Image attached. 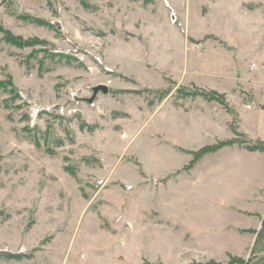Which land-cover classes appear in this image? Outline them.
I'll return each instance as SVG.
<instances>
[{
    "label": "rangeland",
    "instance_id": "obj_1",
    "mask_svg": "<svg viewBox=\"0 0 264 264\" xmlns=\"http://www.w3.org/2000/svg\"><path fill=\"white\" fill-rule=\"evenodd\" d=\"M258 144L264 0H0V264H264Z\"/></svg>",
    "mask_w": 264,
    "mask_h": 264
},
{
    "label": "crops",
    "instance_id": "obj_2",
    "mask_svg": "<svg viewBox=\"0 0 264 264\" xmlns=\"http://www.w3.org/2000/svg\"><path fill=\"white\" fill-rule=\"evenodd\" d=\"M253 107V106H252ZM174 109V108H173ZM244 109L246 110V112L247 111H250V112H252L251 111V109H247V105H244ZM163 110H165V109H163ZM253 112H257V111H253ZM183 114L185 115V111L183 110ZM202 114H203V112L202 111H199L198 112V114H197V117L199 118V116H202ZM209 117V116H208ZM184 119H186V116H184ZM195 119H196V117H195ZM159 122H160V125H159ZM159 122H156L155 123V125H157L156 127L157 128H159V126L161 127V130L163 131V133H166V134H171V133H175L176 131H177V129H178V131H180V130H182V129H185V127L186 126H183V128L180 126V124L177 122V121H175L174 119H171L170 118V116H169V110H167V113H165L163 116H162V120L161 121H159ZM195 124H197L196 123V120H195ZM212 125H214L215 127H218V125L216 124V122L212 119V117H209V120H208V122H207V125L205 126V127H211ZM154 128V126H151V128ZM204 127V128H205ZM187 128V127H186ZM219 128V127H218ZM198 130H203V128L201 127V126H194V125H192L191 127H188V129L186 130V131H197V132H199ZM185 131V132H186ZM187 133V132H186ZM243 133L250 139V137H249V134H248V132L247 131H243ZM251 140V139H250ZM179 226H181V227H183V228H185V229H187L190 233H191V231L192 230H190V228L189 227H187V225H183V224H179ZM190 234H188V236H189ZM191 238L193 239V240H195V241H197V242H199L201 245H204V244H202L200 241H199V237H197L196 235H195V233H193V231H192V233H191ZM247 244L248 243H246V246H247ZM205 246V245H204ZM262 257H264V254L263 255H261L260 256V258H262ZM213 258V257H212ZM214 259V258H213ZM258 261V259L257 260H255V261H253V262H251L252 264H256V262Z\"/></svg>",
    "mask_w": 264,
    "mask_h": 264
},
{
    "label": "trees",
    "instance_id": "obj_3",
    "mask_svg": "<svg viewBox=\"0 0 264 264\" xmlns=\"http://www.w3.org/2000/svg\"><path fill=\"white\" fill-rule=\"evenodd\" d=\"M9 36L10 35L8 33H6V37L8 38ZM185 93H184V95L186 96L188 92H185ZM199 93H200V95H202L203 97H205V99L208 100V101H214V100L219 101V102L222 101V100L219 99V96L215 92H204V91H200ZM222 145H224V143H219L218 145H215L213 147L204 148V149L200 150L199 152H197L194 155V159L199 158L201 155H203V154H205L207 152H213V151L219 149ZM258 146L257 147H251L250 150L251 151H254L255 150V151L264 152V145L263 144H258ZM263 236H264V222H263V225H262V229H261V231L258 234V239L260 240ZM207 264H216V263L209 262Z\"/></svg>",
    "mask_w": 264,
    "mask_h": 264
},
{
    "label": "water",
    "instance_id": "obj_4",
    "mask_svg": "<svg viewBox=\"0 0 264 264\" xmlns=\"http://www.w3.org/2000/svg\"><path fill=\"white\" fill-rule=\"evenodd\" d=\"M91 91H92V95L90 96V98L84 99V101L89 104H91L94 101L98 93H101L104 95L107 94L108 87L106 85H97L93 87Z\"/></svg>",
    "mask_w": 264,
    "mask_h": 264
},
{
    "label": "built area",
    "instance_id": "obj_5",
    "mask_svg": "<svg viewBox=\"0 0 264 264\" xmlns=\"http://www.w3.org/2000/svg\"><path fill=\"white\" fill-rule=\"evenodd\" d=\"M247 109H251V106H250V105H248V106H247Z\"/></svg>",
    "mask_w": 264,
    "mask_h": 264
}]
</instances>
